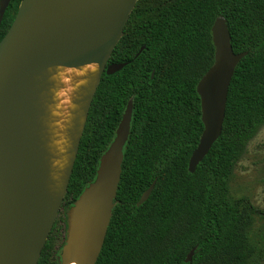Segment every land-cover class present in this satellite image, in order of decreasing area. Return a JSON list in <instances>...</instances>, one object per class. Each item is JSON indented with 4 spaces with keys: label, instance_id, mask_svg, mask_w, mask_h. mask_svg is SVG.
I'll return each instance as SVG.
<instances>
[{
    "label": "trees",
    "instance_id": "16d2710c",
    "mask_svg": "<svg viewBox=\"0 0 264 264\" xmlns=\"http://www.w3.org/2000/svg\"><path fill=\"white\" fill-rule=\"evenodd\" d=\"M20 2L11 0L6 8L0 40ZM217 17L225 19L233 53L246 56L230 82L221 135L191 174L189 158L203 130L196 86L213 64ZM123 63L100 77L37 264H60L58 224L66 230L67 211L94 181L129 101L120 181L95 264H186L191 250V264H249L255 248L248 229L262 213L245 198L230 200L228 180L264 125V0H138L107 65Z\"/></svg>",
    "mask_w": 264,
    "mask_h": 264
},
{
    "label": "water",
    "instance_id": "95a60500",
    "mask_svg": "<svg viewBox=\"0 0 264 264\" xmlns=\"http://www.w3.org/2000/svg\"><path fill=\"white\" fill-rule=\"evenodd\" d=\"M11 0H0V23ZM138 0H21L15 18L0 40V264H37L60 209L72 172L88 108L103 73L112 75L127 63L107 65ZM214 60L196 86L203 126L188 162L197 165L221 135L226 100L235 67L246 53L234 54L223 17L211 27ZM98 66V80L87 100L84 122L73 146L63 194L47 208L40 169L27 124L31 80L53 67ZM132 102L126 105L115 137L99 160L94 181L66 214L60 264H95L103 246L120 181ZM32 120V118H31ZM155 182L136 206L149 198ZM194 250L185 259L191 264Z\"/></svg>",
    "mask_w": 264,
    "mask_h": 264
},
{
    "label": "bare ground",
    "instance_id": "6f19581e",
    "mask_svg": "<svg viewBox=\"0 0 264 264\" xmlns=\"http://www.w3.org/2000/svg\"><path fill=\"white\" fill-rule=\"evenodd\" d=\"M97 80L96 64L79 68L53 67L31 80L32 94L26 97L31 110L23 112L21 119L29 128L48 209L53 210L63 194L73 146Z\"/></svg>",
    "mask_w": 264,
    "mask_h": 264
},
{
    "label": "rangeland",
    "instance_id": "374dc122",
    "mask_svg": "<svg viewBox=\"0 0 264 264\" xmlns=\"http://www.w3.org/2000/svg\"><path fill=\"white\" fill-rule=\"evenodd\" d=\"M228 197L233 201L245 198L262 213L252 217L248 229L250 243L255 248V253L249 264H264V125L248 142L244 152L235 163L228 180ZM58 213L59 210L55 220ZM58 227L59 240L56 243L55 253L59 258L60 242L66 230L61 222Z\"/></svg>",
    "mask_w": 264,
    "mask_h": 264
},
{
    "label": "flooded vegetation",
    "instance_id": "af4514ba",
    "mask_svg": "<svg viewBox=\"0 0 264 264\" xmlns=\"http://www.w3.org/2000/svg\"><path fill=\"white\" fill-rule=\"evenodd\" d=\"M4 16V15H3ZM1 24V23H0Z\"/></svg>",
    "mask_w": 264,
    "mask_h": 264
}]
</instances>
